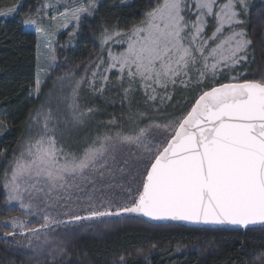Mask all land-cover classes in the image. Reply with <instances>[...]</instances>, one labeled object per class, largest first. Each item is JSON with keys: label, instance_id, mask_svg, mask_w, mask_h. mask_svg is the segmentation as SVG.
Returning a JSON list of instances; mask_svg holds the SVG:
<instances>
[{"label": "snow or ice", "instance_id": "obj_1", "mask_svg": "<svg viewBox=\"0 0 264 264\" xmlns=\"http://www.w3.org/2000/svg\"><path fill=\"white\" fill-rule=\"evenodd\" d=\"M95 7L96 0H88L87 5L81 4L71 12L66 8L59 15L65 20L71 16L79 21L83 14L92 15ZM238 7L247 12V0H225L223 3L194 0V9L188 0H161L129 32L104 29L102 46L114 38L127 37L126 40H115L126 43L127 47L119 54L109 50L105 71L117 69L120 73L117 79L121 82L127 74L129 88L125 89V94L137 82L145 94L156 88L175 87L178 80L187 87L191 70L199 73L198 86L209 77L215 81L221 66L232 68L246 60L247 49L252 44L246 38V31L241 29L231 31L215 47L206 49L208 41L223 34L226 25L231 29L244 23L239 19ZM18 8L19 5L0 9V16L14 15ZM185 11H195V20L186 19ZM208 17L214 18L215 30L208 40H203ZM56 19V16L52 17L53 21ZM18 23L29 26L35 25L36 21L27 18ZM198 63H202L200 68L196 67ZM96 75L94 72L93 77ZM103 78L105 82L108 80L107 76ZM41 90L38 75L37 98ZM75 94L74 89V97ZM149 98L155 99V96ZM69 107L73 109L74 122L79 123L84 113H78V105L70 104ZM51 119L49 112L44 116L40 136L27 143L13 158L10 171L6 169L3 188L8 203L18 201L19 207L26 210L31 205L24 202L25 192L32 197L45 188L48 193L78 188L79 184L74 182L78 179L87 181L89 176L85 173L90 169L95 171L97 161L109 147L115 148L112 142L116 141L135 144L143 150L139 158L142 171L138 168L136 174L140 179L137 181L134 176L130 182L133 186L126 189L131 203L119 206L115 212L101 211L90 205L87 215L73 214L71 221L103 222L104 217L127 213L154 221L171 220L195 225H229L242 229L264 225V77L242 81L232 77L231 82L213 84L202 90L186 115L176 121L163 126L149 125L134 135L117 133L115 137H98L99 146L93 141L80 152L66 151L58 146L55 126L49 127ZM152 127L164 130L163 140L155 145L148 138ZM43 220L38 228H27L24 221L15 217L10 223L13 228L21 229V234L28 231L39 238L40 230L51 222L47 215ZM260 264H264V258Z\"/></svg>", "mask_w": 264, "mask_h": 264}, {"label": "trees", "instance_id": "obj_2", "mask_svg": "<svg viewBox=\"0 0 264 264\" xmlns=\"http://www.w3.org/2000/svg\"><path fill=\"white\" fill-rule=\"evenodd\" d=\"M47 2L52 0H0V9L19 5L11 19L0 18V113L8 114L0 120L3 121L0 124V264H260L264 258V227L233 231L181 224L153 225L132 214L104 217L103 222L71 221L73 214L87 215L90 205L115 212L119 206L131 203L126 189L133 186L130 182L134 176L137 181L140 179L136 175L138 168L142 171L139 158L143 150L135 144L113 141L115 148H108L97 161L95 171L90 169L85 173L89 179L74 182L79 184L78 188L56 189L51 193L45 188L32 197L25 192L24 202L31 205L26 210L19 207L18 201H6L5 171H10L11 161L22 148L39 137L32 130L43 126L44 116L49 112L52 116L49 126L67 127L63 113H52L48 102L50 88L103 56L101 34L105 28L109 32H129L161 0H96L93 14L81 15L69 37L68 31L55 37L51 52L55 59L45 63L44 86L39 98H30L37 81L38 37L34 32L24 31L18 21L31 18L39 28H50L49 19L62 12V8L49 14L48 20L43 19ZM241 20L246 38L252 44L235 77L241 81L260 79L264 77V5L251 7L242 13ZM228 82L231 79L215 84ZM201 92L189 100L182 113L160 121L159 125L186 115ZM136 115L124 121L117 110L111 112L100 105L97 124L91 131L78 138L68 136L65 141L55 134L58 146L80 152L98 137H115L117 133L134 135L140 128L157 124L135 122ZM163 131V128L149 129L148 138L153 145L163 140ZM45 215L51 222L40 230L39 238L28 231L21 234V229L13 228L10 223L15 217L24 221L27 228H38L44 223ZM9 232L14 235H7Z\"/></svg>", "mask_w": 264, "mask_h": 264}, {"label": "rangeland", "instance_id": "obj_3", "mask_svg": "<svg viewBox=\"0 0 264 264\" xmlns=\"http://www.w3.org/2000/svg\"><path fill=\"white\" fill-rule=\"evenodd\" d=\"M223 2H225V0H219V3ZM87 3L88 0H52V2H47L46 5H53V7H44V12L42 13L41 18L48 20L49 14H52L57 8H62V12H64L67 8L68 11L71 12L72 9L79 7L81 4L87 5ZM188 3L191 4L194 9V0H188ZM247 3L249 10L255 5H264V0H247ZM237 10L240 12L239 19L242 18V13H247L239 7ZM60 13L55 15L57 17L55 21L49 19L51 24L49 26L50 28H39L37 26L36 20L35 25H22L24 31L34 32L38 37L37 77L39 75L41 88L44 86V77L47 72L45 63L51 60L52 46L57 40L55 37L65 31H68L67 36L69 37L73 30V26H75L77 22V20L72 19L71 16L65 20L64 18L60 17ZM184 15L186 19L189 20H195L196 18L195 11H185ZM12 17L13 15L0 16V18L4 19H11ZM206 20L207 23L201 37L203 40H208V38L213 35L215 30L214 18L208 17ZM241 29L242 24L231 29L226 25L223 34H218V38L214 41H208L206 49L210 50L212 47H215V44L219 43L221 39L229 35L231 31H240ZM185 35L187 37L188 34L186 33ZM116 39L126 40L127 37L122 36L119 38H114V40L110 41L108 45H103V56H100V58H97L92 63L86 65L77 75L57 82L50 88L48 92V102L50 101V104L52 105V113H63L61 116L63 117L67 126L65 128H61L54 125L56 129L55 134L61 136L63 141L69 139L67 138L68 136H73L74 138L76 136L78 138L82 136V134L87 133L89 130L91 131L92 127L97 124L96 116L100 113V105H102V107H108L111 112H115V110H117L120 114H122L121 118L124 121H127V118L133 119V114H137L135 122L138 121L139 123L148 121L150 124H160V121L162 120H170L182 113L188 105L189 100L200 91L217 82L235 77L237 72L241 69L242 64L246 61H241L232 68H225L221 66V68L218 70L215 81L209 77L205 83H202L199 86L197 85L199 73L195 70H191V80L187 87L181 84L178 80L175 87L169 85L167 90L163 88H156L154 92L149 90L148 93L145 94V90L140 87L139 83L137 82L132 84L130 91L125 94V89L129 88L127 74L125 73L124 80L121 82L117 79V77L120 75L117 69H111L107 72L105 71L109 63V50H111L113 54H119L127 47L126 43H116ZM207 50L205 55H207ZM102 59L104 61L103 64H101ZM211 62L212 61L210 59L209 63ZM97 65H100V67L97 68ZM201 66L202 63H198L196 65L197 68H200ZM94 72L97 73L95 77H93ZM104 76L108 77L106 82L103 78ZM77 82H79L78 86ZM74 89L76 90L75 97L73 96ZM35 96L36 94L34 90L30 94V98ZM150 96H155V99H150ZM48 102H46V104H48ZM70 104L78 105V113H84L83 117L80 119V122L76 123L75 126L73 120V109L69 107ZM88 109H91L92 111L88 112ZM7 116L8 114L5 112L0 113V120H4L7 118ZM85 122L89 124L86 125ZM85 126H88L89 128L85 129ZM49 127L51 128L53 126ZM32 132L40 136V134L43 132V126L33 129Z\"/></svg>", "mask_w": 264, "mask_h": 264}, {"label": "water", "instance_id": "obj_4", "mask_svg": "<svg viewBox=\"0 0 264 264\" xmlns=\"http://www.w3.org/2000/svg\"><path fill=\"white\" fill-rule=\"evenodd\" d=\"M125 214H127V213H125ZM132 215L138 216V217L142 218L143 220H145L146 222L153 224V225L181 224V225H185V226H189V227H199V228H207V229H224V230H233V231H247V230H252V229L264 227V225H260V224L250 225V226H248V229H242V228L233 227V226H229V225H224V226L195 225V224H188L185 222H178V221H171V220L154 221V220H150L147 217H143V216L138 215V214H132Z\"/></svg>", "mask_w": 264, "mask_h": 264}]
</instances>
